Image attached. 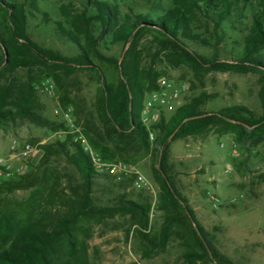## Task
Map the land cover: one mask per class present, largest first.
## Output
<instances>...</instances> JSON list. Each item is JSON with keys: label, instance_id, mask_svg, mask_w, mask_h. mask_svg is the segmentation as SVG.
I'll return each instance as SVG.
<instances>
[{"label": "rangeland", "instance_id": "obj_1", "mask_svg": "<svg viewBox=\"0 0 264 264\" xmlns=\"http://www.w3.org/2000/svg\"><path fill=\"white\" fill-rule=\"evenodd\" d=\"M23 5L28 15V34L39 45L62 55L76 54L79 45L58 29L61 22L66 29L78 30V41L88 49L96 48L102 56L94 58L110 83H117L121 61L128 48H133L130 60L136 61L149 84L155 80L157 87L147 91L143 102L141 120L146 125L150 140L155 145L156 125L162 115L169 119L176 109L194 97L205 96L202 106L206 111L243 105L254 117L264 112V82L258 72L196 70L179 60L175 53L164 50L151 33L132 37L128 41H115L109 33L102 34L101 23L93 16L94 10L85 9L80 0H38V10L32 0H12ZM120 3L122 16L130 7L139 10L148 4L167 7L174 0H108ZM255 3V1L253 2ZM245 5L236 18V24L223 22V40L215 52L213 46L189 43L190 46L211 56L217 53L221 60L237 59L251 21L258 12L255 4ZM198 25L203 32L213 33V24L198 15ZM10 48L29 65L17 66L0 75V84L12 86L13 100L28 102L51 125H40L18 118L11 126L0 124V157L7 160L17 177L31 170L37 172L34 185L11 192H0V201L8 209H15L18 217H28V207L33 204L35 217L46 224L76 212L83 199V177L79 169L63 154L56 151L42 162L43 145L56 141L66 142L72 148L78 143L91 156L95 169L91 192V205L98 212L80 215L74 234L78 244L75 250L87 257V264H264V136L254 138L249 128L242 132L234 120L220 121L197 134L170 141L169 174L178 192L187 198L198 222L204 228V237L216 255V261L186 256L192 247L185 231L174 226L166 243L153 245L140 234L136 213L118 210L130 202L150 205L149 225L144 230L149 238L160 233L167 211L160 184L152 173L155 156L145 153L138 160L116 156L105 159L98 144L111 145L110 137L96 107L100 82L94 71L46 63L31 57L20 42H10ZM135 60V61H134ZM168 79L181 88L174 108H153L147 121L144 116L145 100ZM53 84V91L47 86ZM69 111L71 118L65 113ZM249 115V114H248ZM64 125V127H60ZM18 143L17 152L29 143L33 150L28 155L14 154L11 145ZM85 146H89L86 149ZM94 157L105 163H123L127 170L121 174L99 171ZM145 181L134 183L136 174ZM3 178L0 177V182ZM81 207V206H80ZM104 208L103 210H101ZM115 208L117 211H108ZM30 213V212H29ZM26 220V219H25ZM193 251L194 248H193Z\"/></svg>", "mask_w": 264, "mask_h": 264}, {"label": "trees", "instance_id": "obj_2", "mask_svg": "<svg viewBox=\"0 0 264 264\" xmlns=\"http://www.w3.org/2000/svg\"><path fill=\"white\" fill-rule=\"evenodd\" d=\"M84 6L83 16L87 10H94L91 17L96 18L103 28L102 34L109 33L115 41H128L142 34L151 33L156 37L164 50L175 53L182 62L190 64L196 70H217L235 72H258L264 82V0H243L255 4L258 12L254 15L248 32L244 37L243 46L237 59L221 60L217 53L207 56L193 49L189 43L203 46H213L215 52L224 38L223 22L235 25L236 18L243 14L245 5L242 0H174L167 7L160 4L141 6L139 10L130 7L129 13L122 16L120 3L108 0H80ZM255 1V3H253ZM31 5L38 10V0H32ZM198 15L203 16L213 24V33L207 34L198 25ZM59 30L65 32L76 42L80 50L73 55H62L49 48L39 45L28 34V15L23 5L12 0H0V75L5 70H14L20 65H29L30 61L22 59L10 48V42L20 44L33 58L46 63L84 68L94 71L100 82L96 107L99 117L107 129L109 136L114 137L111 145L98 144L92 138V143L100 149L105 159L116 156L126 160H138L145 153H152L155 160L152 164L154 178L162 189L163 208L167 216L156 239L149 238L144 231L149 225L150 205L130 202L118 210L136 213L139 217L140 234L153 245L166 243L173 227H181L187 236V242L192 251L186 256L190 261L197 259L216 261L213 249L204 237V228L198 222L187 198L176 189L169 174L170 141L197 134L210 126L231 119L240 125L242 132L249 128L250 136H264V112L261 117H254L252 111L243 105L223 107L217 111L202 109L205 96L192 98L179 106L169 119L162 115L156 125L158 131L155 145L150 140V133L141 120V112L145 94L157 87L155 80L149 84L144 72L136 61L130 60L133 48H128L121 61L115 60L119 68L117 83H110L103 68L94 58L101 53L94 48L88 49L79 41L78 30L66 29L61 22H56ZM12 86L0 84V124L11 126L15 121L28 119L40 125H51V121L42 118L28 102L13 100ZM264 95V89L262 91ZM249 114V115H248ZM60 127H64L61 124ZM42 162L56 151H61L79 169L83 177V199L81 207L76 212L64 217L54 224H46L44 219L35 217L33 204L28 207V217H18L15 209H8L0 201V264H87V257L68 253L65 250H75L78 244L74 230L80 215L88 216L98 212L91 205V192L94 183L95 169L91 156L78 144L72 148L66 142L56 141L43 145ZM37 172L31 170L17 177L3 179L0 182V192H11L17 189L29 188L34 185ZM102 208L101 210H103ZM108 211H117L115 208ZM193 248L195 251H193ZM197 258V259H196ZM217 264H223L220 260Z\"/></svg>", "mask_w": 264, "mask_h": 264}, {"label": "built area", "instance_id": "obj_3", "mask_svg": "<svg viewBox=\"0 0 264 264\" xmlns=\"http://www.w3.org/2000/svg\"><path fill=\"white\" fill-rule=\"evenodd\" d=\"M53 84L47 86L49 91H53ZM181 93V88L175 86L171 80L163 79L159 85V88L152 91L149 97L145 100V109L144 116L147 121V116L149 111L153 108H174V102L179 97ZM65 115L68 118H71V113L67 111ZM150 136L153 138V134L150 133ZM86 149H89V146H85ZM18 143L14 142L11 145V151L14 154L28 155L32 150L33 146L29 143L25 144L21 151L17 152ZM95 165L99 171H107L112 174H121L127 170V165L123 163H105L99 158L94 157ZM14 171L11 165L8 164L7 160L0 157V177L3 179H8L12 177ZM145 181V178L142 174L138 173L135 176L134 183L140 186Z\"/></svg>", "mask_w": 264, "mask_h": 264}]
</instances>
